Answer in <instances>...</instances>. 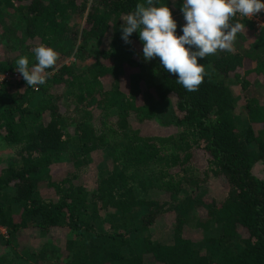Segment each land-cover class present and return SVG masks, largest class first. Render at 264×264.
<instances>
[{"label": "trees", "instance_id": "1", "mask_svg": "<svg viewBox=\"0 0 264 264\" xmlns=\"http://www.w3.org/2000/svg\"><path fill=\"white\" fill-rule=\"evenodd\" d=\"M182 2L157 4L178 33ZM137 4L0 0V73L41 44L60 55L46 84L0 90V264H264V32L236 17L188 92L121 39Z\"/></svg>", "mask_w": 264, "mask_h": 264}, {"label": "clouds", "instance_id": "2", "mask_svg": "<svg viewBox=\"0 0 264 264\" xmlns=\"http://www.w3.org/2000/svg\"><path fill=\"white\" fill-rule=\"evenodd\" d=\"M158 0L137 4L121 20V39L131 44L138 33L142 42L144 62L159 58L165 73L177 76L176 83L186 91L198 89L209 73L200 62L217 51H231L242 25L237 16L253 18L264 11V0H183L180 12L185 23L179 26L173 9L167 4L157 6ZM264 29V24L261 25ZM35 63L30 67L28 56L16 60V71L28 87L46 84L59 58L52 46L41 44L31 49Z\"/></svg>", "mask_w": 264, "mask_h": 264}, {"label": "rangeland", "instance_id": "3", "mask_svg": "<svg viewBox=\"0 0 264 264\" xmlns=\"http://www.w3.org/2000/svg\"><path fill=\"white\" fill-rule=\"evenodd\" d=\"M84 23V20L82 21V23L81 24H83ZM258 36H256L255 35V33H253L252 34V36H251V40H254V38H257ZM59 58H60V55H59ZM73 61V60H72ZM70 62V61H69ZM78 64V63H77ZM245 121H246V118H245V116H244V114H242V112H240V118H239V120L238 121H236V123L238 124V126H240V127H244V123H245ZM3 151L2 150H0V159H2V158H4L2 155H1V153H2ZM68 166V165H67ZM67 166H66V169H69V168H67ZM94 166L95 165H92V167H90L91 168V172H94L95 171V168H94ZM65 169V168H64ZM254 173H255V175L257 176V177H259V178H262L263 177V174H262V171H261V169H260V167L258 166L257 168H255V170H254ZM159 197H162V195H158V198ZM170 225L167 223V221H165V220H162L161 222H160V229H158L157 228V231H156V234H155V238L157 239V240H159L160 242H162V243H165V244H169V243H171V234H170V227H169ZM29 238H30V242L33 244H37L38 246H41L42 244H44V242L46 241V239L45 238H41V240H40V236H35V235H33V234H29V236H28ZM54 239H53V242H56L57 244H60V240L62 239V237H59V236H54L53 237Z\"/></svg>", "mask_w": 264, "mask_h": 264}, {"label": "built area", "instance_id": "4", "mask_svg": "<svg viewBox=\"0 0 264 264\" xmlns=\"http://www.w3.org/2000/svg\"><path fill=\"white\" fill-rule=\"evenodd\" d=\"M237 18L247 21L250 26H252L256 36H260L264 32V29L261 28V25L264 24V11L251 19L240 16H237ZM24 81L25 80L22 78L21 74L17 71L0 73V90L5 85H9L11 83H21ZM0 233L7 236V230L2 227H0Z\"/></svg>", "mask_w": 264, "mask_h": 264}]
</instances>
